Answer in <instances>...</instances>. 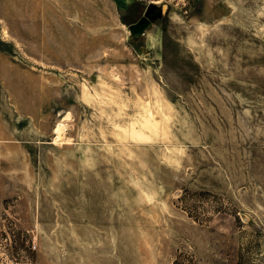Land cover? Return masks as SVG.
Returning <instances> with one entry per match:
<instances>
[{"label": "rangeland", "instance_id": "obj_1", "mask_svg": "<svg viewBox=\"0 0 264 264\" xmlns=\"http://www.w3.org/2000/svg\"><path fill=\"white\" fill-rule=\"evenodd\" d=\"M0 264H264V0H0Z\"/></svg>", "mask_w": 264, "mask_h": 264}, {"label": "water", "instance_id": "obj_2", "mask_svg": "<svg viewBox=\"0 0 264 264\" xmlns=\"http://www.w3.org/2000/svg\"><path fill=\"white\" fill-rule=\"evenodd\" d=\"M164 13L162 6L154 3L148 5L144 15L134 24L128 27L131 38L137 39L142 37L145 32L152 28L153 23L161 19Z\"/></svg>", "mask_w": 264, "mask_h": 264}, {"label": "bare ground", "instance_id": "obj_3", "mask_svg": "<svg viewBox=\"0 0 264 264\" xmlns=\"http://www.w3.org/2000/svg\"><path fill=\"white\" fill-rule=\"evenodd\" d=\"M56 133H57L58 135H60V133H61V127H58V128H57Z\"/></svg>", "mask_w": 264, "mask_h": 264}]
</instances>
